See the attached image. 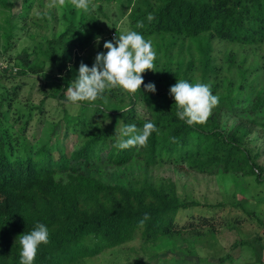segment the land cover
Returning a JSON list of instances; mask_svg holds the SVG:
<instances>
[{"label": "trees", "instance_id": "1", "mask_svg": "<svg viewBox=\"0 0 264 264\" xmlns=\"http://www.w3.org/2000/svg\"><path fill=\"white\" fill-rule=\"evenodd\" d=\"M103 1L81 34L73 22L59 33L50 25L16 54L22 26L0 9V264H84L135 239L171 246L213 235L225 201L181 195L152 169L230 177L241 193L264 181L249 146L252 129H264V0H115L129 8L132 36L109 38L127 60L114 76L81 57L102 32ZM146 43L156 57L132 66ZM107 167L143 175L111 181Z\"/></svg>", "mask_w": 264, "mask_h": 264}, {"label": "rangeland", "instance_id": "2", "mask_svg": "<svg viewBox=\"0 0 264 264\" xmlns=\"http://www.w3.org/2000/svg\"><path fill=\"white\" fill-rule=\"evenodd\" d=\"M0 0V9L10 8L12 22L16 26H22L15 36V50L12 54L19 53L24 47L38 43L33 38H41L50 35V25L54 26L55 32L59 33L69 22L75 25V33L81 34L84 30V23L88 12L94 9L100 1L96 0L93 4L87 1L70 0ZM129 8H121L115 0L102 2V11H98V25L102 29L100 34H96L89 44L81 52L83 59H89L92 63L96 62L100 69L106 73L115 75V66L125 65L127 60L117 58L115 52L118 51L120 44L109 41L114 33L120 36H132L128 29L126 14ZM43 16L45 20L38 17ZM1 17V16H0ZM35 20L37 23H35ZM135 40V39H134ZM1 44V39H0ZM263 52V50H260ZM138 57L131 60L132 66L139 65V59L145 58L147 63L156 57V53L151 43H146L137 53ZM1 58V57H0ZM0 59V67L5 66ZM47 70L54 72L51 66ZM15 69L13 70V72ZM30 81L24 85L23 91L27 92ZM39 82L37 83V85ZM155 89L162 88L161 84H154ZM23 93V94H24ZM34 101L41 97L37 91H33ZM45 110H49V116L54 114L57 117L58 107L54 100L49 99L45 102ZM249 146L253 152H259L258 162L264 166V129L253 128L250 132ZM68 147V146H67ZM57 155V152H55ZM107 178L111 181H124L132 177V174L141 176V170L125 169L116 170L107 167ZM147 174V173H146ZM150 179L153 181L160 175H170L178 184V192L187 197H194L199 200L220 199L225 201L223 209L217 210L211 225L214 226V234L203 236L198 242L188 244L186 241L176 242L175 245L166 246L165 244H142L135 239L114 250L107 249L92 257L85 259L84 264H264V181L252 183L246 191L241 193L234 185L230 177H212L206 174H198L191 171L185 172L172 166H164L158 170H150ZM135 175V176H137ZM246 202L248 208L255 209L258 218L249 217L246 210L233 203ZM196 214V211H192ZM261 221H259V220ZM238 220V221H236ZM186 223V218L183 219ZM194 220L193 226H197ZM202 230L207 231L205 227ZM260 235L259 240L256 237ZM246 240L248 244L234 245V242ZM260 245L263 247L260 249ZM191 251H188L187 248ZM229 254V255H228ZM230 256V258H224ZM224 258V260L222 259Z\"/></svg>", "mask_w": 264, "mask_h": 264}]
</instances>
